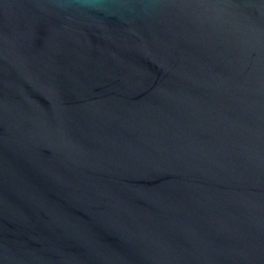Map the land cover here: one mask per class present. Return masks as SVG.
<instances>
[{
  "label": "water",
  "instance_id": "obj_1",
  "mask_svg": "<svg viewBox=\"0 0 264 264\" xmlns=\"http://www.w3.org/2000/svg\"><path fill=\"white\" fill-rule=\"evenodd\" d=\"M0 264H264V0H0Z\"/></svg>",
  "mask_w": 264,
  "mask_h": 264
}]
</instances>
